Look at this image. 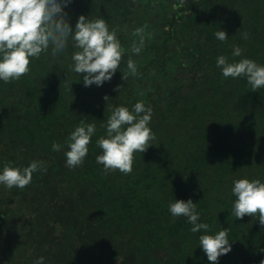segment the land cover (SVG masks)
<instances>
[{
  "label": "trees",
  "instance_id": "1",
  "mask_svg": "<svg viewBox=\"0 0 264 264\" xmlns=\"http://www.w3.org/2000/svg\"><path fill=\"white\" fill-rule=\"evenodd\" d=\"M64 11L73 30L80 15L105 19L125 53L101 86L86 87L72 70L71 39L55 57L49 49L30 58L19 80H0V172L5 163L47 166L24 189L0 185V264L39 257L44 264H212L199 236L224 228L232 248L218 264H260L264 228L255 216L231 215V188L240 178L264 183V88L225 79L216 58L264 65V0H70ZM140 27L145 42L134 54ZM218 30L226 43L215 38ZM129 57L139 75L125 81ZM138 101L152 108L156 139L134 153L130 174L103 175L96 162L103 125L113 108L131 111ZM81 120L96 132L83 164L70 169L65 141ZM189 198L207 233H192L187 218L168 211L170 202Z\"/></svg>",
  "mask_w": 264,
  "mask_h": 264
},
{
  "label": "clouds",
  "instance_id": "2",
  "mask_svg": "<svg viewBox=\"0 0 264 264\" xmlns=\"http://www.w3.org/2000/svg\"><path fill=\"white\" fill-rule=\"evenodd\" d=\"M70 0H0V80L9 83L19 80L30 71V58L39 59L42 53L51 49L52 56L64 52L69 40L75 49L71 54L74 72L83 74L86 87L93 84L101 86L110 81L121 67L125 49L117 36V30H109L105 19H88L80 15L73 30L64 9ZM145 28L134 30L132 35L139 37L133 40L131 52L139 54L145 42ZM242 38L247 40L249 34L244 32ZM217 40L226 43V31L214 33ZM242 49L233 45L232 56L240 57ZM216 66L222 70L225 79L246 78L252 91L264 88V65L255 60L242 58L229 62L225 55L216 58ZM139 75L136 63L129 57L127 71L122 79ZM121 88V87H120ZM120 88L117 91H120ZM109 97L105 96V100ZM152 108L146 107L142 101L136 102L131 111L126 106H117L111 110L106 124V136L96 140L101 154L96 156V162L103 165V175L119 171L125 175L133 169L134 153H144L156 139L150 128ZM96 132L94 123L80 124L70 133L65 141L67 150L64 152L66 166L75 169L81 166L88 154V145ZM63 145L53 142L52 150L59 152ZM37 171L47 172L44 161L33 160L28 166L15 168L5 163L0 172V185L8 189L17 187L24 189ZM235 200L231 206V215L242 219L246 214L255 216L264 228V183L260 179L240 178L233 181L231 188ZM168 211L173 218L185 217L192 225V233L210 230L207 223L198 222L200 214L196 203L188 200L175 199L168 205ZM199 246L212 264H218L222 255L231 251L232 245L228 239V229L213 234L199 236ZM34 264H44V257H39ZM264 264V259L260 261Z\"/></svg>",
  "mask_w": 264,
  "mask_h": 264
}]
</instances>
